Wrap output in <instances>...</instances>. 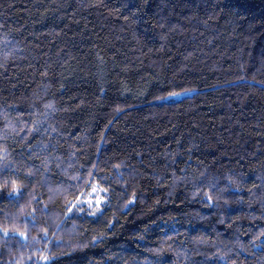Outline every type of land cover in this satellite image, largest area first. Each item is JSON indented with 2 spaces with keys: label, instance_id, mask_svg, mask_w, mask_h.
Instances as JSON below:
<instances>
[{
  "label": "trees",
  "instance_id": "obj_1",
  "mask_svg": "<svg viewBox=\"0 0 264 264\" xmlns=\"http://www.w3.org/2000/svg\"><path fill=\"white\" fill-rule=\"evenodd\" d=\"M0 264H264V0H0Z\"/></svg>",
  "mask_w": 264,
  "mask_h": 264
},
{
  "label": "rangeland",
  "instance_id": "obj_2",
  "mask_svg": "<svg viewBox=\"0 0 264 264\" xmlns=\"http://www.w3.org/2000/svg\"><path fill=\"white\" fill-rule=\"evenodd\" d=\"M182 95H179L177 97H181ZM97 201L99 203L97 204ZM80 202H82L84 205L88 206L90 210H96L98 207H100L102 203V195L98 188L92 187L81 199Z\"/></svg>",
  "mask_w": 264,
  "mask_h": 264
},
{
  "label": "snow or ice",
  "instance_id": "obj_3",
  "mask_svg": "<svg viewBox=\"0 0 264 264\" xmlns=\"http://www.w3.org/2000/svg\"><path fill=\"white\" fill-rule=\"evenodd\" d=\"M170 95H179V93H171ZM163 99V98H162ZM13 191L14 192H16V191H19V189L18 188H16L15 186L13 187ZM9 195H12V193H9ZM209 198H211V197H209ZM99 203V201H97V204ZM95 213H93V215H94ZM5 235H7V231L5 230V233H4ZM21 235H23V234H21ZM46 259V258H45Z\"/></svg>",
  "mask_w": 264,
  "mask_h": 264
}]
</instances>
